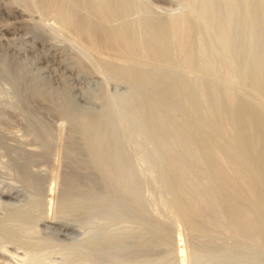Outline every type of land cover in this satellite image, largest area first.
<instances>
[{
  "label": "rangeland",
  "instance_id": "1",
  "mask_svg": "<svg viewBox=\"0 0 264 264\" xmlns=\"http://www.w3.org/2000/svg\"><path fill=\"white\" fill-rule=\"evenodd\" d=\"M48 1L50 0H30V2L29 0H0V49H6L8 59L11 61L13 60L14 62L13 64V62L10 63L7 60L6 63H4L0 56V264H25L31 258L35 260L36 264L45 261V263L48 262V264H75V261H77V254H82L79 255L81 257H77V259L79 258L78 260H81L83 264H86L85 261L87 263L89 262L88 264H107L108 262H96L89 255L91 254L89 252L92 251L90 244L94 237L98 236L99 238L113 240L116 238H126L127 235V237L130 236L136 240L145 232L146 235H150V237L152 234L153 236L156 234L154 237L157 241L155 242L154 249L149 251L146 255L141 254V258L144 260H139L140 254H138V257H135L136 260H118L117 258H114L117 260L114 261V259H112L108 264H138L139 261V264L141 262L142 264H256L249 259H241L239 256L241 254L240 252L243 250L248 251L249 247L251 250H254V252L256 251L255 253L260 252V255H262V261L260 260L257 264H264V243L257 237H254L253 235L251 236V234H249L250 236H247V232H249L250 228L246 227V230L248 231L245 232V235L243 231L241 232L243 234L239 233V235H236L234 233V228L229 225V223H225L227 226L220 224L223 226H214V229L212 228L207 232V229L203 227L204 219L203 217L201 218V216L199 217V215L198 217H195L197 216L195 215L192 218L193 220L196 219L194 221L196 222V225L201 223V227L196 226L194 228L195 230H191L187 226L186 222L178 213V206L175 203L180 195L179 192H181V186L176 182L174 175L175 169H173L174 166L173 164H170L169 157L166 155L167 152L161 146L162 139L166 138L168 134H171L172 136L168 135L167 138L171 141L174 140L175 137L173 138V134L179 123V125H184V123L186 125H192V122H197V125L193 123V126H196L198 132L200 129L202 130L199 132L202 136L201 138L196 137L197 140L195 141L199 147L197 148V151L195 149L193 152L197 159L196 161L194 160V163L192 162V166H196L197 168L196 170V168L193 167V171L195 172L194 175H202L204 178L210 174L211 166L209 165L210 163H208L209 160H204L203 158L205 157L204 155L207 153V150H202L200 148L202 147L201 141L199 142L200 139H203L202 141H207L209 139L208 141L216 142V144L219 142L218 145L221 143V151L223 150V152L226 153L222 152V156L220 154L218 157L224 158L223 156H226L228 153L227 157H225L227 160L225 159V161L226 166L228 167L229 165V170L231 171V168L241 156L238 157L240 151H234V147H239L238 140H241V136H245L247 139L242 138L248 142L260 138H256L257 135H259V131L256 128H252V131L248 130V132L244 129L243 125L238 128L237 124L239 123L237 122L238 119H240L239 122L242 120V124L245 120L244 117L247 118L252 111L253 114L251 113V115H254V112L256 111L257 114L262 117L261 118L258 115L253 116L254 118L256 117L254 122L255 120L257 122L258 117L261 118V121L264 118V46H262L263 48L261 47L262 44L264 45V0H228V2H225L226 0H192L193 2H187L188 0H135V7L129 18L135 29H140L136 30L139 39H143L145 34L149 36L148 32H145L144 34V30H141L142 20L145 18H157L166 20L169 23V26H171L172 33H169V41L172 43L168 42V47H165V50H167L170 44V50L168 49L167 51L169 56L164 51L166 53L164 54V57L167 56L166 58L162 56L163 54H161V57L163 58H159L161 53H159V51L162 50L163 52V48L159 49L158 53L155 51L153 54V52H151V47L146 48L142 45L140 52H138L139 54H136L138 56L136 57L135 54L133 55L134 61L130 58L132 62H123V64L125 63L127 66L129 65L127 68H125L126 65L121 66L119 64L121 61L111 54L108 55L106 53L98 55L90 50L88 52V49L84 46L82 41L75 36L76 34L73 30L63 22L61 13L57 7L54 4H49ZM212 2L214 5L211 4ZM208 3H210L211 6L216 5V8L213 6L210 8ZM225 3L228 6L230 5V7ZM224 5L225 7H223ZM242 5L243 7H241ZM234 7L237 8L234 9ZM203 14L204 16H202ZM209 16H211L212 19ZM179 18L181 20H179ZM228 19L230 20L228 21ZM114 21L116 22L114 23L112 21L113 25L119 24V20ZM209 21L215 26L213 24L211 25ZM177 22H183L186 24V27L187 25L189 27L188 44L192 50L190 51L191 55H187L184 51L186 49V45L184 44L187 43H183V41L178 38V34L174 33V25ZM256 32L260 33L257 34L258 36L260 35V37L255 36ZM261 37L263 38L261 39ZM258 38L261 39L260 41L263 43H261ZM178 40H180V43H178ZM182 43L183 45H181ZM81 46L87 50L84 48L82 49ZM155 54L156 56L158 54V58H156ZM75 56L76 58H74ZM189 56L193 57L190 58ZM257 58H259L260 61L256 60ZM108 59H110L109 62L107 61ZM171 59H173V61ZM111 60L113 64L110 63ZM117 61L119 62L118 64ZM258 61L262 64V69H257L260 71L259 74H257L258 71H256V68L258 67L256 63L259 64ZM186 62L189 66H187ZM15 63H17V66H20L16 72L14 71ZM254 63L256 67H254ZM108 65L109 67L119 65L118 67L121 66V68H129L130 70L134 68L140 70L146 69L150 70V74L147 77L146 74L149 73L147 71L148 73L145 74L146 77L143 75L144 73H141L145 78L142 76L143 78H140L137 81H128V79H124L120 73H110ZM6 66H10L9 68H12L11 70L14 72L9 70L6 71L8 68ZM119 74L122 77H120ZM13 75L17 80L12 77ZM175 79H179L183 83L178 81V85L176 84L177 82L174 84L173 82ZM255 81L260 83H256ZM170 83H173L174 85ZM18 85L23 88L22 94L24 96L22 95L23 97L21 99L17 96V90L18 87H20ZM30 93H34V96ZM102 93L104 94L102 95ZM227 93L232 95L231 99L234 98L233 101L231 100V102H233L231 104L232 109L230 108L231 106H229V103L231 102L229 101L228 103V100H224L223 102L220 101L221 103L219 102V106L216 105L217 100L214 101L217 97L218 101L223 100V95H226ZM198 94L205 97L204 99L206 100L204 101L207 104L201 102L202 100L200 101L199 98L202 96L200 97ZM168 96H172L173 100L169 101L171 98H168ZM208 97L213 99L209 101L208 99L210 98ZM195 101L197 102V105ZM199 102L204 104L201 105ZM212 103H216L213 104V106L216 105L214 108L220 109L217 110L212 108L216 110V112L213 111L210 106ZM192 104H195L198 108L192 106ZM199 105L201 106L199 107ZM204 105L206 107H204ZM207 105L210 108H208ZM228 109L231 110L229 111ZM228 111L229 113L233 112L234 115H232V113L230 115ZM215 113H218L217 115L219 118ZM236 113H239V115H237L238 117L235 115ZM85 114L86 116H104L105 123L103 122V126L98 124V128L102 127L99 131L100 133L106 132L109 128L108 124L110 123L114 127L113 129L115 132L113 133L115 136L110 139L111 135H108L110 137H108V142L113 144L116 139L117 141L120 140L119 145L121 154L123 153L122 163L124 166H129L131 172H133L135 180L138 182L139 193L143 200H141L140 194L139 197L144 211H131L124 215L99 214L95 215L89 221L88 224L92 223L91 226L87 225V223L84 224V228L87 226L85 229L83 227H78L74 231H59L47 225L44 220L47 217H51L60 222V214L58 216V213L62 210L61 208H63V204H61L63 190L62 177L64 172L68 169L67 167H69L67 149L70 144L71 134H73L76 129V125L72 121L74 118H70V116L85 117ZM188 115H190V118H188ZM220 116H222V120L220 119ZM241 117L243 118L241 119ZM234 118H237L236 122ZM167 119H170V122H168ZM39 121L47 122L51 127V137L48 139L50 142V151H53H51V154L49 150L47 153H42L44 150L42 144H44L43 142L45 141L35 134L34 124L39 123ZM233 121L235 122V126L230 125L231 123L233 124ZM158 124L162 126H159ZM218 124L219 126L222 124H225L224 126H226L227 124L232 131L228 130V133L226 132L225 136L224 133L221 131L219 132L222 127H219ZM171 126H173V129ZM240 127L247 131V134H251L245 135V131L242 132L243 129L240 130ZM253 129H255V132L257 131L256 133L258 134L253 132ZM156 130H159V133ZM164 132L166 133L164 134ZM255 134L256 137L254 136ZM250 135H252V137ZM215 136L218 139H216ZM246 136H249L250 138ZM2 141H4L5 144ZM176 141L177 142H171L174 146L173 151L181 153V140L176 139ZM231 143L232 145L235 144L234 147L229 145ZM228 146L230 148H228ZM259 146L260 144L257 145V147ZM231 147L233 149L230 151H233L234 153H230L229 149H231ZM257 147L255 146L254 148L256 149ZM254 148L251 149L254 154L250 153L251 151L249 150H247L249 153L247 151L245 153L242 152V154L246 155L244 156L246 157L245 159L250 160L253 155L255 159L258 158L260 152L257 149H261L260 147L256 149V151H258H255L258 153L256 157ZM198 150L200 152H198ZM18 151L19 153L22 151L35 153L38 155V158L35 162H26L25 160H22L21 155H18ZM262 152H264L263 149ZM262 152L260 153V156L262 155L263 157ZM85 153L87 154V151L84 150V155L86 156ZM215 153L219 154V152ZM215 153L212 152L211 154L208 151L206 156L210 159L217 158ZM235 153L238 155L235 156ZM39 154H42V160L39 159ZM162 154H165V157H163ZM200 154L202 155L200 156ZM247 154H251L252 156ZM86 157H89L88 154ZM164 158L168 160H165ZM242 158L243 157H241V159ZM198 160L199 163L201 160L204 163L207 162L205 165L202 164V162L201 167V164L197 162ZM233 161L236 162L232 164ZM240 161H238L239 164ZM238 162L234 167L236 165L238 166ZM196 163L198 164L196 165ZM243 166L241 167L245 168ZM29 173L32 174L29 175ZM36 174L45 176V181L40 190L39 185L35 184L33 180V176ZM259 179L254 178L257 187L264 181V178ZM234 180L236 181H234L235 184L237 183L236 185H240V178H235ZM172 185H174V187H172ZM259 187L261 189V192L259 193L264 195V192H262L264 191V186L261 184ZM222 191L223 190H221L220 195ZM222 194L221 198H223L221 200L223 203L222 201L221 203L228 205L231 202L232 199L230 200V198L232 197L225 192ZM260 194L259 196L257 195L258 197L255 196L252 199L253 204L260 205V202L263 201L264 197L262 196L263 198L261 197V199ZM178 199H180V197ZM193 201L195 203V200ZM143 215L145 217H140ZM61 216L65 217L67 215L61 213ZM153 220L156 224L160 223L158 224L160 227L156 226ZM149 222L154 225L148 224ZM114 224L119 225L115 227ZM125 226L129 229L127 230L128 233L126 231L124 235L122 230L126 229ZM132 226L135 230H132ZM152 228L159 233L154 232V229L152 230ZM33 229L36 232H34ZM87 229H90V231ZM158 229L162 230V233H160ZM23 230H27L25 231L26 233ZM166 230L173 233V235L171 234L173 237L168 231L167 234V232H165ZM103 231L104 233H102ZM27 232H31L32 236H30L31 234L28 236L29 233L27 234ZM163 233L167 236L163 235ZM118 234L119 236H117ZM23 237L24 239H28L30 243L24 240ZM157 238L161 239L160 242ZM162 240L164 243L161 242ZM176 240L178 241L176 242ZM257 240L260 242H257ZM39 241H41L42 244ZM140 241H144L143 238H141ZM252 241H255L256 243ZM43 243L45 245H43ZM164 245H170L171 248L169 246L165 247ZM80 246L81 248L76 250V248ZM83 246L88 247L85 248ZM224 247H227L226 253L228 254L230 252V255L217 253L220 248L225 249ZM163 248L168 251H162ZM179 248L183 249V253L179 252ZM216 248L219 250H216ZM233 248L236 250H233ZM170 249H173L175 257L166 259L165 255L167 256L171 252ZM237 249L240 252L237 251ZM83 250H86L87 252ZM251 250L248 252L253 253ZM235 251L237 255L232 256V254H236ZM63 252L65 255H62ZM76 252L80 253L76 254ZM32 253H34V255ZM158 253H162V257L154 256ZM193 253L197 254L195 255ZM73 254L76 255L72 256ZM44 255L48 258L46 257L45 259ZM172 255L173 254H171V256ZM179 255L183 257V260ZM32 256H34V258ZM69 256H71L72 259ZM194 256H198L200 261L196 260L197 258ZM237 256L238 258H236ZM22 258L25 260H22ZM79 261H77L76 264Z\"/></svg>",
  "mask_w": 264,
  "mask_h": 264
},
{
  "label": "bare ground",
  "instance_id": "2",
  "mask_svg": "<svg viewBox=\"0 0 264 264\" xmlns=\"http://www.w3.org/2000/svg\"><path fill=\"white\" fill-rule=\"evenodd\" d=\"M27 1V0H26ZM186 1V0H185ZM189 1H192V0H188L187 2ZM203 1V0H202ZM30 2V0H29ZM49 4H54L57 9L59 10V12L61 13V17L63 19V22L68 25L72 30L73 32L76 34L75 36H77L80 41H82V43L84 44V46L88 49V52L89 50L90 51H93L95 52V54H98V55H103V54H111L113 55L114 57H117L119 59V61H121V63H119L117 61V64L119 63L121 66H124L126 65L125 68H127V64H125L127 61H131L130 58H132V60L134 61L133 59V55L135 54H139L138 52H140V48L141 46L143 45L144 47L146 48H152V51L153 54L155 53V51H157L156 53H158L159 49H164L163 52L162 50L159 51L160 53V57L159 58H163L164 57V54L167 53L168 49L170 48V44H169V48L167 50H165L168 42L169 43H172L169 41V33L171 32L172 33V30H171V26H169V23L164 20V19H152V18H145L144 20H142V25H141V30H144V34L145 32H148V35L147 34H143V39H139L138 37V34L136 32V30H140V29H135L132 21L130 20L129 16L130 14L132 13L134 7H135V0H50L48 1ZM193 2V1H192ZM201 2V1H200ZM225 2H228V0H226ZM235 2V1H234ZM246 2V1H244ZM248 3V2H247ZM48 4V3H47ZM213 4V2L211 3ZM226 4V3H225ZM231 4V3H230ZM241 4V3H240ZM244 4V3H243ZM40 5V4H39ZM201 5L203 6V4L201 3ZM209 7L212 8V6L214 5H210V3H208ZM227 5V4H226ZM239 5V4H238ZM256 5V4H255ZM31 6V5H30ZM196 6V5H195ZM201 6V7H202ZM228 6V5H227ZM236 6V5H235ZM41 7V6H40ZM208 7V6H207ZM206 7V8H207ZM216 8V5L213 6ZM225 7V5L223 6ZM230 7V5L228 6ZM243 7V5L241 6ZM240 7V8H241ZM214 8V9H215ZM237 8V7H236ZM234 7V9H236ZM198 9V8H197ZM203 9V7H202ZM220 9V8H219ZM229 9V8H228ZM233 9V10H234ZM255 9V7H254ZM257 9V8H256ZM209 10V9H208ZM230 10V9H229ZM251 10V9H250ZM215 11V10H214ZM252 11V10H251ZM211 12V10H210ZM213 12V11H212ZM229 12V11H228ZM247 12V11H246ZM216 13V12H215ZM253 13V12H252ZM251 13V14H252ZM257 13V12H256ZM239 14V13H238ZM242 14V13H241ZM248 14V13H247ZM227 15V14H226ZM230 15V13H229ZM243 15V14H242ZM204 16V14L202 15ZM206 17V16H205ZM211 18V16H209ZM246 17V16H245ZM181 18V17H180ZM179 18V20H181ZM184 18V17H183ZM208 18V17H207ZM209 18V19H210ZM229 18V17H228ZM258 18V17H257ZM188 19V18H187ZM212 19V18H211ZM247 19V18H246ZM114 20H119V24L118 25H113L112 24V21L115 23L116 21ZM183 20V19H182ZM225 20V19H224ZM230 19H228L229 21ZM255 20V19H254ZM62 23V21H61ZM111 25H109V24ZM210 23V21H209ZM138 24V23H137ZM211 25L213 23H210ZM227 24V23H226ZM214 25V24H213ZM215 26V25H214ZM222 26V25H221ZM226 26V25H225ZM244 26V25H243ZM188 25L186 27V24L183 23V22H177L175 25H174V33L175 34H178V38L180 40L183 41V43H187V44H184L186 45V49L184 50L185 53H187V55H191L190 51H192L190 49V46L188 44V38H189V29H188ZM217 28V27H216ZM225 28V27H224ZM223 28V30H224ZM227 29V28H226ZM222 30V31H223ZM191 31V30H190ZM139 32V31H138ZM142 32V33H143ZM174 34V35H175ZM229 34V33H228ZM257 37H260V35L258 36L257 34H260L259 32L255 33ZM262 35V34H261ZM220 36V35H219ZM145 37V39H144ZM73 38V37H72ZM176 38V36H175ZM228 38V37H227ZM263 37H261L262 39ZM74 39V38H73ZM242 39V38H241ZM261 39L258 38V40L260 41ZM177 40V39H176ZM180 40H178L180 43ZM238 40V39H236ZM75 41V40H74ZM261 42V41H260ZM81 43V44H82ZM183 43L181 45H183ZM258 43V42H257ZM263 43V42H261ZM188 45V46H187ZM80 46V45H78ZM246 46V45H245ZM264 46L263 44L261 45V47ZM82 47V46H81ZM168 47V46H167ZM84 47H82L83 49ZM84 48V49H86ZM263 48V47H262ZM86 49V50H87ZM176 49V48H175ZM184 49V48H183ZM242 49V48H241ZM264 49V48H263ZM1 52H0V56L2 57V60L4 61V63H6V61L8 60L10 63L13 62V60L11 61L10 59H8V56H7V53H6V49L4 48H1L0 49ZM85 50V51H86ZM149 50V49H148ZM170 50V49H169ZM150 51V50H149ZM166 53H165V52ZM176 51V50H175ZM264 51V50H263ZM87 52V51H86ZM85 52V53H86ZM91 52V53H93ZM148 52V51H147ZM150 52V53H151ZM141 54V53H140ZM161 54H163L161 57ZM179 54V53H178ZM263 54V53H262ZM167 55L169 56V54L167 53ZM95 56V55H94ZM107 56V55H106ZM138 55H136L137 57ZM156 56V54H155ZM158 56V54H157ZM156 56V58H158ZM194 56V55H193ZM192 56V57H193ZM0 57V59H1ZM108 57V56H107ZM167 57V56H166ZM164 57V58H166ZM190 57V56H189ZM190 57V58H192ZM76 58V56L74 57ZM96 58V57H95ZM195 58V57H194ZM256 58V57H255ZM81 59V58H79ZM105 59V58H103ZM116 59V58H115ZM114 59V60H115ZM130 59V60H129ZM185 59V58H183ZM77 60V59H76ZM110 59H108L107 61L109 62ZM113 60V61H114ZM138 60V59H136ZM173 61V59H171ZM181 60V58H180ZM187 60V59H185ZM256 60H259V58H257ZM255 60V61H256ZM1 61V60H0ZM81 61V60H80ZM126 61V62H125ZM260 61V60H259ZM258 61V62H259ZM79 62V61H78ZM82 62V61H81ZM84 62V61H83ZM107 62V63H108ZM123 62H125L123 64ZM132 62V61H131ZM181 62V61H180ZM257 62V61H256ZM75 63V62H74ZM103 63V62H102ZM110 63H112V60L110 61ZM108 63V64H110ZM160 63V62H159ZM210 63V62H209ZM14 64V62H13ZM77 64V63H76ZM79 64V63H78ZM84 64V63H82ZM113 64V63H112ZM187 66L188 63L186 62ZM258 65V67L256 68V71H258L257 69L261 68L262 69V64L259 62L256 63ZM261 64V65H260ZM75 65V64H74ZM80 65V64H79ZM81 66V65H80ZM83 66V65H82ZM119 66V65H118ZM118 66H111L109 67L108 65V69L110 73H113V74H118L120 73L124 79H128L129 80H132V81H137L139 80L140 78H143L145 76L146 73H148L150 70H140L138 68H134V69H124V68H121L118 67ZM131 66V65H130ZM261 66V67H260ZM8 67V66H6ZM10 67V66H9ZM8 67V68H9ZM18 67L20 66H17V63H15L14 65V71H18L17 69H19ZM107 67V66H106ZM254 67L255 66V63H254ZM4 68V67H3ZM6 71H13L11 70L10 68ZM141 68V67H139ZM83 69V68H81ZM138 69V70H136ZM196 69V68H195ZM107 70V69H106ZM153 70V69H152ZM5 71V70H3ZM5 71V72H6ZM13 71V72H14ZM140 71V72H139ZM148 71V72H147ZM255 71V72H256ZM107 72V71H106ZM254 72V74H255ZM260 71L257 72V74H259ZM8 73V72H6ZM10 73V72H9ZM141 73H144L143 75H141ZM152 73V71H151ZM108 74V73H107ZM119 74V75H120ZM150 74V72L148 74H146V76L148 77V75ZM164 74V73H163ZM175 74V73H174ZM256 74V75H257ZM118 75V76H119ZM120 75V77H122ZM176 75V74H175ZM264 75V74H263ZM16 76V75H15ZM108 76V75H107ZM143 76V77H142ZM145 76V77H146ZM14 78V75L12 76ZM11 77V78H12ZM109 77H110V74H109ZM144 77V78H145ZM252 77V76H251ZM255 77V76H254ZM12 78V79H13ZM151 78V77H150ZM259 78V77H258ZM15 79V78H14ZM20 79V78H19ZM17 80V79H15ZM183 80V79H182ZM13 81V80H12ZM168 81V80H167ZM179 82H182L181 80L179 79H175V81L173 82L174 84L176 83L177 85L179 84ZM21 82V81H20ZM253 82V81H252ZM256 82V81H255ZM258 82V81H257ZM256 82V83H257ZM15 83V82H14ZM18 83V82H17ZM27 83V82H26ZM160 83V82H159ZM173 83H170V84H173ZM183 83V82H182ZM186 83V82H185ZM184 83V84H185ZM260 83V82H258ZM16 84V83H15ZM161 84V83H160ZM173 84V85H174ZM200 84V83H199ZM21 85V83H20ZM18 85V86H20ZM140 85V84H139ZM168 85V84H167ZM215 85V84H214ZM264 85V84H263ZM16 86V85H15ZM24 86V85H23ZM258 86V85H257ZM187 87V86H185ZM264 87V86H263ZM263 89V88H262ZM16 90V89H15ZM22 90L23 88L20 86L18 87V90H17V96L19 99H21L24 95L22 94ZM25 90V89H24ZM170 90V89H169ZM203 90V89H202ZM201 90V91H202ZM30 91V90H29ZM28 91V92H29ZM189 91V90H188ZM27 92V93H28ZM31 92V91H30ZM175 92V91H174ZM261 92V91H260ZM32 94V93H30ZM34 94V93H33ZM32 94V95H33ZM48 94V93H47ZM104 93H102L103 95ZM200 94V92H199ZM198 94V95H199ZM203 94V93H202ZM224 94V93H223ZM23 95V96H22ZM185 95V94H184ZM187 95V94H186ZM204 95V94H203ZM203 95H199L201 98L200 101L201 102H204V99L205 97ZM206 95V94H205ZM213 95V94H212ZM34 96V95H33ZM36 96V95H35ZM198 96V97H199ZM214 96V95H213ZM212 96V97H213ZM217 96V95H216ZM220 96V95H219ZM184 97V96H183ZM197 97V98H198ZM222 97V95H221ZM219 97L220 99H222L224 97L223 100H219L218 101V97L215 98L214 101H216V103H212L211 106V109L214 108L216 105L219 106V102H223L224 100H228V103L229 101L231 102V100L233 101L232 98V95H229L228 93L226 95H223V97L221 98ZM168 98H171L169 101L173 100L172 96H168ZM207 98V97H206ZM210 98V97H208ZM236 98V97H235ZM166 99V98H165ZM183 99V98H182ZM213 99V98H212ZM211 98L208 99L209 101L212 100ZM163 101V100H162ZM183 101V100H182ZM187 101V99H186ZM189 101V100H188ZM199 101V100H197ZM31 102V101H30ZM161 102V101H160ZM166 102V101H165ZM193 102V101H192ZM196 102V101H195ZM199 102V103H201ZM213 102V101H212ZM220 102V103H221ZM17 103V102H16ZM29 103V101H28ZM144 103V102H143ZM142 103V104H143ZM167 103V102H166ZM171 103V102H170ZM183 103V102H182ZM204 103H201L204 104ZM226 103V102H225ZM233 102L227 104L229 106H231L230 108L232 109V104ZM146 104V103H145ZM162 104V103H161ZM207 104V103H205ZM213 104H216L215 106H213ZM223 104V103H222ZM58 105V104H57ZM167 105V104H166ZM187 105V104H186ZM191 105V104H190ZM196 105H197V102H196ZM195 104L192 106H196ZM199 105V107L201 106ZM236 105V104H235ZM213 106V107H212ZM217 106V107H218ZM198 108V106H196ZM204 107H206L204 105ZM208 108H210L208 105H207ZM188 108V107H187ZM190 108V107H189ZM194 108V107H193ZM68 109V108H67ZM156 109V108H155ZM174 109V108H173ZM196 109V108H195ZM200 109V108H199ZM210 109V110H211ZM214 109H217V108H214ZM212 109L213 111L216 112V110ZM220 109V108H218ZM217 109V110H218ZM230 109V110H231ZM157 110V109H156ZM198 110V109H196ZM201 110V109H200ZM225 110V109H224ZM229 110V109H228ZM229 110V111H230ZM51 111V110H50ZM138 111V110H137ZM158 111V110H157ZM162 111V109H161ZM166 111V110H164ZM163 111V112H164ZM191 111V109H190ZM220 111V110H219ZM228 111V113H229ZM241 111V110H240ZM239 111V112H240ZM153 112V111H152ZM159 112V111H158ZM189 112V111H188ZM201 112V111H200ZM208 112V110H207ZM211 112V111H210ZM253 112V111H252ZM251 112V113H252ZM65 113V112H64ZM138 113V112H137ZM162 113V112H161ZM169 113V112H168ZM190 113V112H189ZM212 113V112H211ZM222 113V111H221ZM234 115L233 112H230L229 114L231 115ZM244 113V112H243ZM251 113H249L248 117L245 118L244 116V121L242 122L241 124V121L239 122L240 119H238V122L239 124L238 125V128L239 126L244 127L245 130H249V131H252L251 129L252 128H256L258 131H259V135H257L256 137V133L255 132V129H253V132H255L256 134L254 135L256 138L260 137L259 139H256L255 141H247L245 139V136H241V140L237 139L238 141V146L239 147H234V145L229 144V145H232V147H234V151L235 150H238L240 151V153H235L238 157L241 159V157H243L241 159L242 161V164H241V161L240 159L238 158V161H240V164L241 166H244L245 168H242L238 162V166L236 165L234 167V165L236 163L233 161L232 164L233 167L231 168V171L229 170V165L228 167L226 166V161H225V157H227V154L226 156L224 155L223 157L224 158H221V157H218L222 152L223 150L221 151V148H220V145L221 143L218 145V143L216 144V142H212V141H202L201 139L199 140V142L201 141V146L200 147L202 150H207L206 152L208 153V151L212 154L215 153V152H219V154L215 153L217 155V158H213V159H210V158H207L206 154L205 153V157L204 160H209L208 163H210L209 165L211 166V172L210 174L207 176V177H204L202 175L200 176H196L194 175V171H193V167L196 168V166H192V162L194 163V160L196 161L197 157L194 155V151L196 149L197 151V148L199 147L198 144L196 143L195 140H197V138H201V134L198 132V129H196V126H193L195 123L192 122V125H186L184 123V125H179L178 124V127L175 128V131H174V134H173V138L175 137L176 139H179L181 140V147H182V152L181 153H177V152H174L173 150V144H171V142H177L176 139L174 138V140H170L168 137V135H171V134H168L166 138L162 139L161 141V146L162 148L167 152L166 155L169 157H167L169 159V161L171 162L170 164H173L174 168L175 169L174 171V175H175V178H176V182L179 183V185L181 186V192L179 197L180 199H176L175 203L177 204L178 206V213L180 214L181 218L186 222L187 226L192 230H195L194 228L196 226H200L201 227V223L199 224V222L197 221V223L199 225H196V222H194L195 220H193V216L195 217H199L201 216V218L203 217L204 219V225L203 227L207 229V232L208 230H211L214 226H217V227H222L223 225H220V224H228L231 225L233 228H234V233L236 235H239V233H241L242 231L244 232V235L246 234L245 232H247L248 230H246V227L247 228H250L249 232H247V236H250L249 234H251V236L253 235L254 237H257L259 240H262L263 243H264V195L260 194L259 192H261V189H260V185L263 184V182L261 184H259V186L257 187V183L256 181L254 180V178L256 179H259V178H264V152H262V149L264 150V118L262 119V121L260 120L262 117L260 115L257 114V112L255 111L254 112V115H251ZM256 113V115H255ZM158 114V113H156ZM155 114V115H156ZM192 114V113H191ZM190 114V115H191ZM218 113H215L216 116ZM225 114V113H224ZM223 114V115H224ZM246 114V113H245ZM253 114V113H252ZM33 115V114H31ZM76 115V114H75ZM141 115V114H140ZM161 115V114H160ZM190 115H188L190 118ZM203 115V114H202ZM207 115V114H206ZM221 115V114H220ZM236 116L239 115V113L235 114ZM247 115V114H246ZM259 116L261 118L258 117L257 119V122L255 120L254 122V119H256V117L254 118L253 116ZM194 116V115H193ZM208 116V115H207ZM206 116V117H207ZM235 116V117H236ZM171 117V116H170ZM199 117V116H197ZM202 117V116H201ZM221 120H222V116H220ZM225 117H228V116H225ZM231 117V116H230ZM238 117V116H237ZM241 117V119L243 118ZM68 118V117H67ZM70 118H74V120H72L75 125H76V129L74 131V128H73V131L74 133L71 134V140H70V144H69V147L67 149V154H68V161H69V167H67L68 169L64 172V175L62 177V203L63 204V208H61L58 213V216H59V220L60 222H58L56 219L54 218H51V217H47L44 221L47 225L51 226L53 229L55 230H59V231H74L76 228H82L84 226V224L87 223V225H90L91 224H88L89 221L95 216V215H99V214H104V215H115V214H121V215H124V214H128L130 213L131 211H139V212H142L144 211L143 210V207H142V204H141V201H140V197H141V194L139 193V185H138V182L135 180V177L133 176V172H131L129 166L127 165H123L122 163V158H123V153L121 154V149H120V140L116 141L113 143V144H110L108 142V135H111V138H114L115 134L113 132H115V130L113 129L114 127L112 126V124H108L109 128L107 129L106 132L104 133H100V128H98V124L100 126H103V122L105 121L104 120V116H101V115H98V116H86L85 114V117H81V116H70ZM164 118V117H163ZM203 118V117H202ZM205 118V117H204ZM215 118V116H214ZM219 118V116H218ZM177 119V118H176ZM192 119V118H191ZM207 119V118H206ZM205 119V120H206ZM210 119V118H209ZM235 119V118H234ZM179 120V119H178ZM195 120V119H194ZM216 120H217V117H216ZM231 120V119H230ZM237 118L235 119V122H236ZM168 122H170V119H167ZM173 121V119H172ZM193 121V120H192ZM220 121V120H219ZM218 121V122H219ZM227 121V119H226ZM225 121V122H226ZM166 122V121H165ZM204 122V121H203ZM217 122V123H218ZM224 122V121H222ZM228 122V121H227ZM235 122L233 121V124L229 123L230 125H233L235 126ZM73 123V124H74ZM105 123V122H104ZM132 123V122H131ZM175 123V122H173ZM191 123V122H190ZM189 123V124H190ZM194 123V124H193ZM206 123V122H205ZM210 123V121H209ZM221 123V122H220ZM162 124V123H161ZM207 124V123H206ZM205 124V125H206ZM211 124V123H210ZM241 124V125H240ZM35 125V134H37V136L41 139H43L45 142H43L44 144H42L44 147H43V152L42 153H47V151L49 150L50 151V146H49V141L48 139H50L51 137V127L48 125L47 122H44V121H39V123L37 124H34ZM159 126H162L160 124H158ZM197 125V124H196ZM208 125V124H207ZM214 125V124H213ZM225 124H222L221 126H218L219 127H222L221 130H219V132L221 131L222 133H224V135L226 136V132L228 133V130L229 131H232L230 130V128L228 127L229 125L226 124V126H224ZM236 125V127H237ZM105 126V125H104ZM165 126V125H163ZM170 126V125H169ZM176 126V125H174ZM204 126V125H203ZM216 126V125H214ZM217 126V127H218ZM69 127V126H68ZM172 129H173V126H171ZM170 127V128H171ZM198 127V126H197ZM210 127V126H208ZM240 127V130H242ZM2 128V127H1ZM70 128V127H69ZM61 129V128H60ZM106 129V128H105ZM104 129V130H105ZM169 129V128H168ZM216 129H219V128H216ZM232 129V128H231ZM242 130L245 131V130ZM62 130V129H61ZM209 130V129H208ZM157 132L159 130H156ZM161 131V130H160ZM173 131V130H172ZM202 131V130H201ZM204 131V130H203ZM210 131V130H209ZM217 131V130H216ZM247 131L244 132L245 135H249L251 133H248L247 134ZM248 131V132H249ZM32 132V131H31ZM170 132V131H169ZM212 132V131H211ZM159 133V132H158ZM166 132H164L165 134ZM172 133V132H171ZM231 133V132H229ZM162 134V133H161ZM206 134V133H204ZM218 134V133H217ZM242 134V133H241ZM64 135V134H63ZM243 135V134H242ZM113 136V137H112ZM161 136V135H160ZM163 136V135H162ZM172 136V135H171ZM212 136V135H210ZM252 137V135H250ZM253 136V138H254ZM165 137V136H164ZM197 137V138H196ZM216 137V136H215ZM245 139H243V138ZM248 138H250L249 136H246ZM220 138V136H219ZM240 138V137H239ZM157 139V138H156ZM216 139H218L216 137ZM225 139V138H224ZM52 140V138H51ZM212 140V139H211ZM251 140V139H249ZM4 143V141H2ZM5 144V143H4ZM175 144V143H174ZM224 144V143H223ZM260 144V149H257L259 147H257V145ZM41 145V146H42ZM160 145V144H158ZM225 146H227L226 144H224ZM263 148H262V146ZM65 146V145H64ZM257 147L256 149L261 153H263V157L262 155L260 156V153L258 155V158L255 159L254 158V155L252 156L251 154H247V155H251L252 159H250V156H249V159L250 160H247L245 159L246 155L242 154V152H246L247 150L251 151L250 153H252L254 147ZM231 147L230 150H232L233 148ZM60 148V147H59ZM228 148H230L228 146ZM237 148V149H235ZM179 149V148H178ZM227 149V148H226ZM240 149V150H239ZM255 149V148H254ZM256 149L254 150V152L256 151ZM21 150V149H20ZM19 150V151H20ZM84 150L87 151V154L89 157H86L84 155ZM18 151V153H19ZM52 151V150H51ZM51 151H50V154H51ZM228 151V149H227ZM228 151V152H229ZM249 151H247L249 153ZM256 151V152H258ZM53 152V151H52ZM157 152V151H156ZM161 152V151H160ZM198 152H200L198 150ZM196 152V153H198ZM202 152V151H201ZM237 152V151H236ZM255 152V155L257 157V154ZM49 153V152H48ZM164 153V152H163ZM204 153V152H203ZM223 153H226V152H223ZM230 153H234L233 151H230ZM254 154V153H252ZM18 155H21L22 157V160H25L26 162H35L38 158V155L35 154V153H30V152H21L19 153ZM44 155V154H43ZM47 155V154H46ZM45 155V156H46ZM163 155V154H162ZM165 155V154H164ZM163 155V157H165ZM198 155V154H197ZM202 154H200L201 156ZM243 155V156H242ZM199 156V155H198ZM215 156V155H214ZM222 156V154H221ZM42 154H39V159L42 160ZM129 157V156H128ZM201 157V158H202ZM210 157V156H208ZM262 157V158H260ZM199 158V157H198ZM202 158V159H203ZM219 158V159H218ZM235 158V157H234ZM165 160H168L166 158H164ZM237 159V158H236ZM235 159V160H236ZM263 159V160H262ZM227 160V159H226ZM168 161V162H169ZM199 163V160L197 161ZM203 161L201 160V162L199 164H201ZM207 162V161H206ZM205 162V163H206ZM196 163V165L198 164ZM205 163L203 162L202 164L205 165ZM231 163V162H229ZM41 164V162H40ZM43 164V163H42ZM202 164L200 165L202 167ZM228 164V163H227ZM28 165V164H27ZM26 165V166H27ZM194 165V164H193ZM203 165V166H204ZM231 165V164H230ZM66 166V165H65ZM232 166V165H231ZM23 167V166H22ZM41 169V168H40ZM195 170V169H194ZM197 170V168H196ZM30 171V170H29ZM230 171V172H229ZM60 172V171H59ZM202 172V170H201ZM28 173V172H27ZM26 173V175H27ZM52 173V172H51ZM135 174H137L136 172H134ZM170 173V172H169ZM32 174V173H31ZM29 173V175H31ZM197 174H200V173H197ZM25 175V176H26ZM144 175V174H143ZM24 176V175H23ZM137 176V175H136ZM139 176V175H138ZM205 176V175H204ZM21 177V176H20ZM28 177V176H26ZM25 177V178H26ZM31 177V176H30ZM55 177V176H54ZM166 177V176H165ZM48 178V177H47ZM235 178H240L241 182H240V185H236L235 184ZM167 179H170V178H167ZM32 180V179H31ZM30 180V182H31ZM33 180L35 182V184L39 185V190L42 186V184L44 183L45 181V176L44 175H34L33 176ZM32 180V181H33ZM260 180V179H259ZM264 180V179H263ZM56 181V180H55ZM60 181V180H59ZM151 181V180H150ZM170 181V180H168ZM235 181V182H234ZM261 181V180H260ZM255 182V183H254ZM259 182V181H258ZM175 183V182H173ZM242 183V184H241ZM148 184V183H147ZM167 184V183H166ZM256 184V185H255ZM142 185V184H141ZM168 185V184H167ZM171 186V185H170ZM172 187H174V185H172ZM170 188V187H169ZM173 190V189H172ZM222 191V193H226L227 195L231 196L232 198H230L231 202L226 205L225 203H223V201L221 200V195H223L221 193L220 195V192ZM143 191V190H141ZM264 192V191H262ZM175 193V192H174ZM258 193V194H257ZM139 194H140V197H139ZM259 196L260 194V198L262 197L263 198V201L260 202V205H255L253 204L252 202V199L256 196L258 197L257 195ZM143 196V195H142ZM178 196V195H177ZM259 198V200L261 201V199ZM174 199V200H175ZM141 200H143V198L141 197ZM195 200V203L194 201ZM222 201V203H221ZM225 201V200H224ZM257 202V201H256ZM255 202V203H256ZM144 203V202H142ZM146 204V203H145ZM29 209V208H28ZM155 209V208H154ZM27 210V209H26ZM61 213H65V217H62L61 216ZM146 213V211H145ZM27 214V212H26ZM134 214V213H132ZM147 214V213H146ZM145 214V215H146ZM178 214V215H179ZM20 215V214H18ZM17 215V216H18ZM47 215V214H46ZM254 215H257V216H254ZM260 215V216H259ZM21 216V215H20ZM103 216V215H101ZM148 216V215H147ZM262 216V217H261ZM15 217V216H13ZM140 217H145L144 215L143 216H140ZM262 219H261V218ZM14 219V218H13ZM145 219H148V218H145ZM144 219V220H145ZM202 219V220H203ZM143 220V219H142ZM24 222V221H23ZM144 222V221H143ZM154 222V220H153ZM38 223V222H37ZM158 223V222H157ZM226 223V224H225ZM27 224V223H26ZM109 224V223H108ZM125 224V223H123ZM135 224V222H134ZM137 224V223H136ZM148 224H156L154 222L153 223H148ZM160 224V223H158ZM156 224V226H159ZM219 224V226H218ZM30 225V224H29ZM115 225V224H114ZM119 225V224H116L115 227ZM128 225V224H126ZM131 225V224H130ZM145 225V224H144ZM228 225V226H229ZM28 226V225H27ZM147 226V224H146ZM227 226V225H226ZM225 226V227H226ZM26 227V226H24ZM87 227V226H86ZM85 227V228H86ZM114 227V228H115ZM126 227V226H125ZM124 227V228H125ZM141 227V226H139ZM162 227V226H161ZM202 227V228H203ZM10 228V227H9ZM84 228V227H83ZM84 228V229H85ZM133 228V226H132ZM7 229V228H6ZM23 229V227H22ZM29 229H32V228H29ZM28 229V231H29ZM129 229V228H128ZM127 227L126 229H123L122 232H124V235H125V232L128 230ZM154 228H152L153 230ZM199 229V228H197ZM205 229V230H206ZM214 229V228H213ZM245 231H244V230ZM14 230V229H13ZM88 231H90V229H87ZM101 230V229H100ZM99 230V231H100ZM116 230V229H115ZM119 230V229H118ZM121 230V229H120ZM125 230V231H124ZM132 230H135L134 228ZM159 230V229H158ZM203 230V229H201ZM24 232L27 231V230H23ZM34 231V229H33ZM92 231V230H91ZM98 231V232H99ZM154 232H158L157 230H153ZM160 233H162L161 231L162 230H159ZM168 230H166L165 232H167ZM36 232V231H34ZM114 232V231H113ZM120 232V231H119ZM170 232V231H168ZM167 232V234H168ZM26 233V232H25ZM29 233V234H28ZM100 233V232H99ZM104 233V231L102 232ZM118 233V231H117ZM121 233V232H120ZM128 233V231H127ZM159 233V232H158ZM28 236L31 234V232H27ZM123 234V233H122ZM121 234V235H122ZM131 234V233H130ZM138 234V233H137ZM173 235V233L170 232V235ZM243 234V233H241ZM240 234V235H241ZM34 235V234H33ZM115 235V234H113ZM156 235V234H155ZM154 235V236H155ZM163 235H165L163 233ZM171 235V236H172ZM32 236V234L30 235ZM94 236V235H93ZM96 236V235H95ZM119 236V234L117 235ZM123 236V235H122ZM153 236V234H152ZM150 237L146 235V232L141 234V236L139 237V239H133L132 237H127L126 235V238H116V239H112L113 240H108V239H104V238H99L98 236L97 237H94L93 240H92V243L90 244L91 248H92V251L89 252L91 254H89L91 256V258L96 261V262H100V263H106L109 261H111L112 259L114 258H117L118 260H136L135 257L137 256L138 257V254H140V259H143L141 258V254H147L149 251H151L152 249L155 248V242L157 241L155 239V237L153 236ZM167 236V235H165ZM20 237V236H19ZM91 237V236H90ZM115 237V236H114ZM173 237V236H172ZM12 238V237H10ZM21 238V237H20ZM143 238L144 241H140V239ZM18 239V238H17ZM24 239V237H23ZM32 239V238H31ZM39 239V238H37ZM35 239V240H37ZM92 239V238H91ZM160 242L161 239L157 238ZM252 239V238H251ZM255 239V238H254ZM253 239V240H254ZM26 241H28V239H24ZM257 240V242L259 241ZM43 241V240H42ZM45 241V239H44ZM43 241V242H44ZM49 241V240H48ZM51 241V240H50ZM178 240H176L177 242ZM251 241V240H250ZM256 241V240H255ZM255 241H252V242H255ZM29 242V241H28ZM41 243V241H39ZM47 242V241H46ZM84 242V241H83ZM82 242V243H83ZM163 242V240L161 241ZM260 242V241H259ZM30 243V242H29ZM164 243V242H163ZM256 243V242H255ZM42 244V243H41ZM88 244V243H86ZM253 244V243H252ZM23 245V244H22ZM43 245H45L43 243ZM82 245V244H81ZM140 245V246H139ZM171 245V244H170ZM170 245H164L165 247H170ZM27 247V246H26ZM85 248H87L86 246H83ZM173 247V246H172ZM241 247V246H240ZM246 247V246H245ZM259 247V246H258ZM75 248V247H74ZM80 247H77L76 250H79ZM90 248V247H89ZM171 248V247H170ZM225 248V247H224ZM227 248V247H226ZM226 248L225 249H217L216 250H219L217 253L218 254H227L226 252ZM242 248V247H241ZM248 248V247H247ZM262 248V247H261ZM28 249V247H27ZM26 249V250H27ZM50 249V248H49ZM73 249V248H72ZM240 249V248H239ZM249 250L250 247L248 248ZM253 249V248H252ZM256 249V248H255ZM264 249V248H263ZM263 249H262V252H263ZM2 250V249H1ZM25 250V252H26ZM52 250V249H50ZM71 250V249H70ZM87 250V249H86ZM86 250H83V251H86ZM165 250L164 248L162 249V251ZM171 250V249H170ZM175 250V248H174ZM177 250V249H176ZM180 250L179 252L183 253V249H178ZM212 250V249H210ZM231 250V249H230ZM233 250H236L235 248H233ZM248 250V251H249ZM260 250V249H258ZM257 250V252H258ZM20 251V250H18ZM72 251V250H71ZM155 251V250H154ZM165 251H168V250H165ZM237 251H239L237 249ZM248 251H245L243 250L242 252H240L241 254L238 255L240 256L241 259H249L250 261L254 262L257 264V262H260L261 260V256L260 255V252L259 253H255L254 250H251L253 253H250ZM29 252V251H28ZM42 252V250H41ZM40 252V253H41ZM46 252V250H45ZM48 252V251H47ZM87 252V251H86ZM173 252V253H172ZM176 252V251H175ZM261 252V253H262ZM49 253V252H48ZM73 253V252H72ZM77 253H80V252H76ZM85 253V252H83ZM164 253V252H163ZM180 253V255H181ZM198 253V251H197ZM197 253H193V254H197ZM230 253V252H229ZM228 253V254H229ZM236 253V251H235ZM264 253V252H263ZM262 253V254H263ZM34 255V253H32ZM31 254V255H32ZM38 254V253H37ZM35 254V255H37ZM60 254V253H59ZM76 254H73L72 256L76 255ZM171 254H173L171 256ZM177 254V253H176ZM227 254V255H228ZM231 254V253H230ZM229 254V255H230ZM19 255V254H18ZM30 255V254H29ZM40 255V254H38ZM37 255V257H39ZM43 255V254H42ZM41 255V256H42ZM47 255V254H46ZM46 255H44V258L46 259ZM62 255H65L64 252L62 253ZM78 256H76V260L79 261L77 259V257H81L79 255H82V254H77ZM88 257H90L88 254H86ZM165 255V253H164ZM179 255V256H180ZM202 255V254H201ZM223 255V254H222ZM233 255H237L236 254H232ZM14 256V254H13ZM85 256V255H83ZM148 256V255H147ZM154 256H160L162 257V253H158ZM178 256V258H179ZM184 256V255H183ZM199 256V255H198ZM198 256H194L196 257L197 259L196 260H199L198 259ZM34 258V256H32ZM71 259L72 257L69 256ZM144 257V256H143ZM166 259H170V257H175V253L173 251V249L171 250V252L166 256ZM25 258V256H24ZM22 258V260L24 259ZM48 258V257H47ZM67 258V257H66ZM83 258V257H82ZM86 258V257H85ZM90 258V259H91ZM145 258V257H144ZM157 258V257H156ZM177 258V257H176ZM180 258H182L183 260V257L180 256ZM238 258V256L236 257ZM239 258V259H240ZM43 259V258H41ZM89 259V258H88ZM116 259V260H117ZM164 259V258H163ZM21 260V259H20ZM19 260V261H20ZM25 260V259H24ZM83 260V259H82ZM114 259V261H116ZM144 260V259H143ZM142 260V261H143ZM154 260V259H153ZM48 261V259H47ZM75 261V260H74ZM75 261V264L76 262ZM81 261V260H80ZM78 262V263H81V262ZM195 261V260H194ZM198 261V262H199ZM245 261V260H243ZM262 261V260H261ZM46 262V261H45ZM45 262H42L43 264ZM140 262V261H139ZM138 262V264H139ZM170 262V261H169ZM249 262V261H248ZM9 263V262H7ZM36 264L35 260L34 259H29L25 264ZM38 263V262H37ZM42 263H39V264H42ZM77 263V264H78ZM86 264H88L86 261H85ZM92 263V262H91ZM107 263V264H108ZM114 263V262H113ZM121 263V262H120ZM124 263V262H123ZM130 263V262H129ZM135 263V262H134ZM146 263V261H145ZM171 263V262H170ZM247 263V261H246ZM45 264H48L45 263ZM83 264V262L81 263ZM99 264V263H98ZM125 264V263H124ZM128 264V263H126ZM136 264V263H135ZM142 264V262L140 263ZM151 264V263H150ZM172 264V263H171ZM199 264V263H198ZM204 264V263H203ZM209 264V263H208ZM260 264H263V263H260Z\"/></svg>",
  "mask_w": 264,
  "mask_h": 264
}]
</instances>
